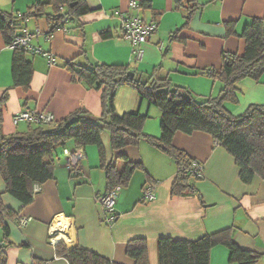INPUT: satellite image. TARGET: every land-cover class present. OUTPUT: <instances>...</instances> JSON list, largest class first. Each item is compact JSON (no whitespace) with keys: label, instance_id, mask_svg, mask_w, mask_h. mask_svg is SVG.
<instances>
[{"label":"crops","instance_id":"0c3cea01","mask_svg":"<svg viewBox=\"0 0 264 264\" xmlns=\"http://www.w3.org/2000/svg\"><path fill=\"white\" fill-rule=\"evenodd\" d=\"M39 1L0 0V9L24 14ZM84 1L90 12L68 21L51 35L45 18L26 22L25 30L20 33H28L34 46L52 54L56 60L55 66H49L44 57L28 54L27 59L33 65L28 90L14 85V50L5 44L0 33V108L4 135L28 130L30 124L14 123V117L24 110L51 113L56 121L79 109L93 116L101 115L100 92L89 90L74 76L65 67L70 62L75 68L89 63L121 65L143 78L160 67L156 76L169 77L175 86L187 88L199 98L213 96L220 92L222 83L204 76L201 70L220 68L225 52L242 54L245 49V40L240 37L242 32L254 18L264 17V0H195L198 8L190 27L181 32L180 41L171 42V33L185 23L186 10L177 8L178 3L188 0ZM143 1L150 8L130 10L132 2L140 6ZM66 11V7L61 8V14ZM119 11L139 14L147 22L158 25L157 32L145 44L140 61L136 60L131 44L123 38ZM229 22H235L238 36H226ZM104 31H111L113 38L103 40L100 34ZM238 87L239 104H227L230 112L240 115L250 105H264V76L259 82L243 80ZM115 106L120 115L147 111L149 118L144 132L161 136V110L151 112L153 105L141 100L133 88L121 87ZM149 114L155 117L150 118ZM102 141L107 160H115L108 132L103 133ZM173 144L202 166L203 180L196 183L201 198L171 197L170 189L177 175L175 162L147 141H141L138 146L123 150L130 161L141 163L143 170L135 171L128 188H120L112 224L106 221L108 216L98 202L107 193V184L96 146L75 148L69 143V150L81 149L84 155L79 161L78 173L71 172L61 150L54 178L39 186L33 203L25 209L5 194L0 175L3 203L22 213L18 220L7 221L10 239L17 245L7 251L9 264H69L57 255L55 245L59 241H64L68 249L82 246L118 264H135L126 255V246L136 238L147 240L150 264H159L157 243L161 237L190 241L226 229H231L232 239L240 248L255 252L260 256L258 264H264V181L256 177L252 183L244 184L233 156L207 133H177ZM118 165L121 169L124 167L123 162ZM147 186L153 188V201H143ZM24 218L29 221L21 225ZM52 233L56 235L55 243L50 241ZM210 264L235 263L230 262L229 250L218 245L211 251Z\"/></svg>","mask_w":264,"mask_h":264},{"label":"trees","instance_id":"16d2710c","mask_svg":"<svg viewBox=\"0 0 264 264\" xmlns=\"http://www.w3.org/2000/svg\"><path fill=\"white\" fill-rule=\"evenodd\" d=\"M186 4V5H185ZM179 6V7H178ZM177 8L186 10L184 25L173 31L170 41H180V34L190 27L198 4L195 0L179 2ZM67 11L61 14V8ZM140 8L148 9L143 1ZM52 11L49 13V10ZM90 12L84 0H41L28 8L24 14H14L0 9V33L10 47L16 36L25 30L29 19L45 18L50 26L49 34L70 20H76ZM28 34V33H27ZM103 40L113 38L111 31L100 34ZM226 36H238L235 22L226 24ZM245 40L242 54L225 52L221 67L202 69L201 74L222 83L218 96L199 98L189 89L175 86L169 77L156 74V68L147 77H138L135 71L121 65L101 63L78 65L73 62L65 67L89 88L100 92L102 113L93 116L85 109H79L68 117L57 121V125H29L25 132L6 136L3 134V110L0 108V175L5 184V194L15 198L25 209L34 201V187L41 186L54 178L59 151L96 146L100 154V166L105 172L107 192L117 188H128L136 170H143L141 163L130 161L123 152L128 147L147 141L173 159L177 175L172 183L171 197H189L201 194L196 183L203 175L195 170L196 162L186 151L173 144L177 133L191 135L195 132L209 134L217 145L222 146L235 160L239 177L244 184H250L256 177L264 181V105H250L244 113L235 115L227 104H239L241 90L238 84L246 79L259 82L264 76V17L254 18L240 36ZM30 54L24 49L14 50L12 74L15 87L28 90L33 77V65L28 61ZM75 61V60H73ZM133 72L134 78L128 74ZM133 88L140 99L158 107L162 112L161 136L153 137L144 132L149 118L140 111L120 115L115 106L121 87ZM110 135V149L115 160L108 161L102 135ZM118 162H123L121 169ZM150 186L144 188V191ZM143 201H146L143 196ZM21 212L6 207L0 194V264H9L8 249L17 246L10 239L7 221L18 220ZM218 245L230 252V262L235 264H258L260 256L240 248L232 239L231 229L207 234L197 240H176L161 237L157 243L159 264H210L211 251ZM22 247V246H20ZM57 255L69 264H118L89 249L77 246L68 249L64 241L55 245ZM126 255L135 264H150L148 242L145 238L132 239L127 243Z\"/></svg>","mask_w":264,"mask_h":264},{"label":"built area","instance_id":"2783aa9c","mask_svg":"<svg viewBox=\"0 0 264 264\" xmlns=\"http://www.w3.org/2000/svg\"><path fill=\"white\" fill-rule=\"evenodd\" d=\"M139 4L136 2H132L130 5V10H138ZM121 20V31L123 38L127 40L132 47L133 54L135 55L136 60H142L144 56V46L147 44L149 38L155 34L158 30V25L155 22H147L143 19L139 14H130L124 12H117ZM11 49L15 50L17 48L24 49L29 52L31 55H40L47 59L49 66H55L56 60L54 56L46 51H44L40 47H36L31 43V36L27 33L16 36L14 38L13 43L10 46ZM161 49L162 47L159 46ZM20 122H25L30 125H43V126H53L57 125V121L55 117L51 113L38 112L35 109L24 110L17 114L14 117V123L18 124ZM64 154L67 158V165L71 172L78 173V164L82 159L83 152L81 149H65ZM195 170L198 173L202 174V166L200 164H196ZM40 187L36 185L34 187V193H38ZM120 188H117L113 191L107 192L105 195L98 199L99 204L102 206L104 212L106 213L107 222L112 224L116 216L114 215L117 200L119 197ZM144 198L146 201H153L155 199V195L153 194V188L148 187L144 191ZM29 221V218H24L21 220V225H26ZM56 235L54 233L50 236L51 243H55Z\"/></svg>","mask_w":264,"mask_h":264},{"label":"rangeland","instance_id":"374dc122","mask_svg":"<svg viewBox=\"0 0 264 264\" xmlns=\"http://www.w3.org/2000/svg\"><path fill=\"white\" fill-rule=\"evenodd\" d=\"M34 44V43H33ZM35 45V44H34ZM218 94H219V92H217L216 94H214L213 96L214 97H216V96H218ZM157 110H160L158 107H156V106H152V111L151 112H155V111H157ZM138 111V110H137ZM142 114H144V113H142ZM147 114V111L145 112V115ZM150 115V114H149ZM152 117H155V115L154 114H152V115H150V118H152ZM60 152V151H59Z\"/></svg>","mask_w":264,"mask_h":264},{"label":"water","instance_id":"95a60500","mask_svg":"<svg viewBox=\"0 0 264 264\" xmlns=\"http://www.w3.org/2000/svg\"><path fill=\"white\" fill-rule=\"evenodd\" d=\"M128 76H129L130 78H134V77H135V74H134L133 72H130V73L128 74Z\"/></svg>","mask_w":264,"mask_h":264},{"label":"bare ground","instance_id":"6f19581e","mask_svg":"<svg viewBox=\"0 0 264 264\" xmlns=\"http://www.w3.org/2000/svg\"><path fill=\"white\" fill-rule=\"evenodd\" d=\"M62 236H64V235H62ZM65 237V236H64Z\"/></svg>","mask_w":264,"mask_h":264}]
</instances>
